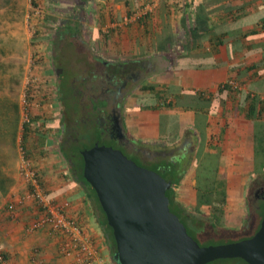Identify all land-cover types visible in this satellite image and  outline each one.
<instances>
[{"label":"crops","instance_id":"obj_1","mask_svg":"<svg viewBox=\"0 0 264 264\" xmlns=\"http://www.w3.org/2000/svg\"><path fill=\"white\" fill-rule=\"evenodd\" d=\"M32 1L44 19L34 37L30 25L35 28L38 20L27 18ZM0 39L12 49L7 57L0 54V62L8 64L0 72V97L7 107L0 120L10 130L8 140L0 141V254L5 264L69 261L57 238L28 231L39 212L31 201L19 203L27 188L16 170L22 149L33 165L35 155L57 158L59 169L66 163L53 137L78 119L67 110L80 104L77 88L87 91L85 106L108 83L107 96L118 106L130 143L156 154V162L166 160L186 171L175 186L181 188L182 201L193 199L192 191L198 199L197 171H255L258 161L264 166V115L250 112L254 104L264 107V0H0ZM41 73L53 80L50 93L27 84ZM123 80L126 88L116 98L115 86ZM19 89L18 105L14 95ZM35 93L37 104L32 105ZM49 165H44L45 175L61 173L71 182L69 171ZM43 188L51 194L49 186ZM80 188L69 190L67 214L89 227L85 219H94ZM243 188L228 184L226 207H236L233 190L241 193L239 203L245 199ZM89 228L107 253L100 231Z\"/></svg>","mask_w":264,"mask_h":264},{"label":"water","instance_id":"obj_2","mask_svg":"<svg viewBox=\"0 0 264 264\" xmlns=\"http://www.w3.org/2000/svg\"><path fill=\"white\" fill-rule=\"evenodd\" d=\"M83 176L113 230L117 264H210L240 258L264 264V217L251 239L202 247L171 211V183L120 149L96 143L84 150Z\"/></svg>","mask_w":264,"mask_h":264},{"label":"rangeland","instance_id":"obj_3","mask_svg":"<svg viewBox=\"0 0 264 264\" xmlns=\"http://www.w3.org/2000/svg\"><path fill=\"white\" fill-rule=\"evenodd\" d=\"M42 20H44V19L39 18L38 21H35L37 23V25L35 26V29L38 30V25ZM30 34L32 35V37L36 36V33L33 34L32 30H30ZM0 43H2L4 45L3 48L0 47V54L3 57L4 56L7 57L8 51H11L12 49H11V47L8 46L9 43L6 39H0ZM35 50L37 51V49H35ZM38 50H40V49H38ZM32 51H33V47H32ZM69 51H71V50L65 49L64 53H67ZM67 60H69V59L65 58V61H67ZM32 64H33V68L38 67V64H36V62H35V64L32 62ZM7 66H8V64L6 62H4V61L0 62V72H3ZM44 66H45V63H44ZM44 66H43L42 73H46L44 71L45 70ZM38 69L39 68H37V70ZM42 73L37 75L38 78H37V81L35 82L36 85H34L35 89H36V91H40V87H41V91H43V92L45 91V93H50L52 90L51 83L53 84V80L47 81L46 80L47 78ZM81 81L82 80H80V82ZM21 84H22V81H20V86H21ZM79 87H80V85H79ZM20 89L17 91V94L14 95V101L18 105L20 103L19 100L21 98L20 97L21 96V90ZM63 91L67 92L66 89H63ZM77 91H78V94H77ZM38 94L39 93H35L31 96V104L32 105L37 104V102H34V100L36 99ZM51 95H54L53 92L51 93ZM76 95H77L79 103H80L79 106L74 108L73 105L72 106L68 105L69 107H67V110L69 112L73 113L74 115H76V117L78 118V124L73 125V128L76 130H78V128L79 129L81 128L80 131H82V134L84 136H86V134H89L90 137H92V136H94L93 132L90 131L89 128L85 127V125L83 124L84 119H85L87 114H86V112H84L85 110H83V108L85 109V107H82L84 105V103H82V102H85L87 100V91L84 88H77L76 89ZM95 95L99 96V89L95 90ZM27 102L29 103L30 101L27 100ZM95 107L97 108L98 106H95ZM4 108L7 109L6 101L4 100V98L0 97V118L2 116V113H4V110H5ZM25 112H26V114H28L27 111H25ZM40 113H42L43 115L46 116V114L44 112H40ZM27 119H29V118H27ZM88 121H89V119H88ZM88 121H86V123ZM91 121L88 122V123H90V125L92 123ZM8 125H9V123L6 120H2V119L0 120V141H3L4 139L8 140L9 131H10L9 129H7ZM82 126H84V127H82ZM31 131L34 132L36 130H34V128H33V129H31ZM263 135H264V130H263ZM59 137H60L59 132L56 133L53 137L54 141H55V145L57 147H58V143H60ZM95 140L96 139L94 138L91 141L95 142ZM132 143L136 144L135 141H132ZM104 144L105 145H113L109 142H105ZM86 145H90V144H86ZM84 147H85L84 145L81 146V148H84ZM142 148L140 149L137 146L134 147L132 144H129L128 147L126 148V151H124V153L131 160H135V158H136L140 162V164L142 162H148V163L152 164L156 160L155 159L156 154L150 152L147 149L144 150ZM8 149L11 153L14 152V150L11 149V146H8ZM138 149L140 151H138ZM52 158H54V159H52ZM50 159H52V160H50ZM50 159L48 160V159H45V157H42V156L37 157V155H35L34 157H32L34 165H33V163L30 162L31 167H32V169H34L40 173L43 183L46 184V186L50 187V190H48L51 193L50 196L54 197V195H52V193H54L55 196L58 197V200H59L58 202L66 207L65 210L67 213V210H69L72 207L71 204L70 205L66 204L67 203L66 201L70 197V194H69L70 191L69 190L71 188L64 181V178H63L61 173L57 174V176H50V177H49V175L48 176L45 175L46 170H45L44 165H46V163H49L50 164L49 166L52 165V170L55 169L56 171H61L62 169L69 171L68 170L69 165H68V163L63 164V162H62L63 166L61 167V169H59V168H56L54 165L55 161H58L57 163L59 164V160H56L57 158H55V157H51ZM19 165H20L19 170L17 169L16 171H19V174L21 176V172H20L21 171L20 170L21 164H19ZM258 169H260V170H258ZM256 170H258V171H256ZM200 172L201 171H197L196 174H198ZM220 175H223V176L225 175L226 187H228V184H229V187L230 186L231 187L234 186L235 188H238V186L244 187L243 188L244 190L242 191V194H243L242 196H244L245 199L241 203H239L241 193L237 192L236 190L232 191L233 202H234L233 204L235 205V203H236V207L233 208L234 206L232 207L231 205L229 207H226V204H225L224 209L227 210L226 215H225L226 218H224L223 221L221 222L222 223L221 227H223L225 229L233 230V231H235V235H239L238 233L241 232V229H243L245 226L248 225V221L252 217L256 216L254 212L256 210L255 206L258 204H255L253 201V193H254L256 187L258 186L257 184L260 183L261 185H264V166L262 168L261 162L258 161V162H256L255 171H224V174H220ZM69 177L72 181L71 175ZM21 178H22V176H21ZM48 181H49V183H48ZM20 182H21V180H20ZM61 183H63V184H61ZM26 188H27V186H26ZM188 195L192 196L193 199L187 198V201L186 200L185 201L180 200L181 196H183L181 194V188L176 187V200L178 199L177 202L179 203L180 207L182 208V211H180L181 214H183V215L185 214L184 216H187L188 219H189L188 213L191 214L192 219L194 216L197 219L198 224L200 225V226H195V225H189L188 224V226L191 230L192 237L197 240L199 245L202 247H207V246H217V245H223V244L231 243L233 240L232 235L225 234V233L220 232L221 230L216 231V230L211 228V226L209 224V219H211V216H212V209L209 206H199L198 199H196V196H195V191H192L191 193L188 192ZM24 196H25V194L22 197H24ZM33 204L36 206V204L34 202H33ZM175 212H177L178 215L180 216V213L178 210L175 209ZM73 218H75V217H73ZM85 220H86V223L89 224V227H92V226L97 227V225L94 223V221L92 222V221H87V219H85ZM89 227L86 226V229H88L87 231L90 234V232H89L90 228ZM217 229H221V228L219 227ZM30 233H33V232H30ZM91 237L94 240V244L97 245L96 242L98 240L96 241V238L93 237L92 235H91ZM100 249L101 248H99V250ZM102 253L105 256V258L108 259L109 264H111V262H110L111 255H108V253H105V252H102Z\"/></svg>","mask_w":264,"mask_h":264},{"label":"trees","instance_id":"obj_4","mask_svg":"<svg viewBox=\"0 0 264 264\" xmlns=\"http://www.w3.org/2000/svg\"><path fill=\"white\" fill-rule=\"evenodd\" d=\"M146 90L150 91L153 90V88L148 87L146 88ZM256 106L257 104L256 105L254 104L251 107L250 112L253 115L257 114V116H261L262 114L264 115V107L262 105H259L258 107ZM93 135L94 136L90 138L92 139L95 138L96 142L101 139L100 133L94 131ZM96 142H92V143L90 142L88 143L90 145H84L85 146L84 148H81V146L75 147L71 151L62 150L61 146H59V150H60L59 153L63 156V159L69 165L68 170L70 172L72 181L68 185L70 186V188L75 186L81 187L80 195L85 199V202L88 203V211L91 215V218L94 219V223L97 225V229L100 231L102 235L103 243L107 248L108 255H111L110 262L111 264H117V262L114 261L113 258L114 254L117 251L113 230L108 224L107 217L100 205L95 190L89 185V183L85 180L83 176L84 159L82 157L81 151L84 149L88 150L93 148ZM59 144L60 143H58V145ZM262 144L263 142H261V145ZM101 145H104L103 142H101ZM136 160L137 159L135 158V160L133 161L136 162L139 166L157 172L166 181L171 183V189L166 193L168 199L170 200V209L180 218L181 222L186 226L189 235L192 236L188 224L195 226H200V225L198 224L197 219L194 216L192 219L191 214L188 213L189 219L187 218V216H184L185 214L184 215L181 214L180 211H182V208L180 207L179 203L176 201L175 186L182 181L186 171H178L177 168H175V166L172 165V163L166 160H160L159 162L152 164L148 162H142L140 164V162ZM70 162L73 164L72 166H70ZM218 173L219 171H201L200 173L196 174V181H197L196 189L198 194L199 206H209L212 209V216L211 219H209V224L211 228L216 231L221 230L220 232L222 233L232 235L233 240L231 243L251 239L252 237L255 236V234L259 231L261 227V222L264 217V210L262 211V213L252 217L248 221V225L245 226L243 229H241V232L238 233L239 235H235V231L233 230L225 229L221 227L222 226L221 222L223 221L224 218H226L225 217L226 209H224V206L226 204L227 193H226L225 175L223 176ZM175 209L179 211L180 216L178 215L177 212H175ZM219 227L221 229H217ZM210 264H247V263L240 258H236V259H228V260H219L212 262Z\"/></svg>","mask_w":264,"mask_h":264},{"label":"built area","instance_id":"obj_5","mask_svg":"<svg viewBox=\"0 0 264 264\" xmlns=\"http://www.w3.org/2000/svg\"><path fill=\"white\" fill-rule=\"evenodd\" d=\"M30 13L28 20L33 22L42 18V9L30 2ZM32 33L36 29L30 25ZM37 79L32 77L28 80V85H33ZM230 84L235 85L231 82ZM21 176L27 186V193L19 203L32 201L38 208L37 219L27 227L30 232L46 231L51 236L57 238L60 243L62 257L69 261L63 264H109L102 251L94 244L91 235L85 228L83 222L78 218L68 216L65 206L60 204L55 197H51L45 192L41 183V175L32 169L30 161L26 158V152L21 150ZM15 205L10 207L14 210ZM6 258L0 254V264H5Z\"/></svg>","mask_w":264,"mask_h":264},{"label":"flooded vegetation","instance_id":"obj_6","mask_svg":"<svg viewBox=\"0 0 264 264\" xmlns=\"http://www.w3.org/2000/svg\"><path fill=\"white\" fill-rule=\"evenodd\" d=\"M107 85L100 86L99 96L94 95L92 97H89L88 102L85 104L86 107L84 105L82 106L85 107V109L83 108V110H85L84 112H86L87 114L83 124L85 125V127L89 128L90 131H98L101 134V139L97 142L95 141L96 143H99L101 145V142H103V144L105 142H109L113 145L106 146L120 149L124 153L128 145L132 143H130L121 127L120 117L116 111L118 106L114 107V102L112 101V99H110L109 96H107ZM124 87L126 88L125 80L119 82L118 85L115 86L116 91L114 92L116 94V98L123 91L122 88ZM95 106L98 107L96 108ZM87 118L89 119V121L92 120L91 125L90 123H88L89 121ZM85 120L88 122L86 123ZM77 122L78 119L75 123L73 122V125L78 124ZM80 129H74L71 125V122L68 121V127L65 128L63 133H61L60 135V144L62 150L71 151L75 147L93 142L91 141L90 135L86 134V136H84ZM83 151L84 150H82L81 153ZM72 165L73 164L70 162V166ZM257 185L258 186L253 193V201L255 204H258L255 206V215L262 213V211L264 210V185H261L260 183Z\"/></svg>","mask_w":264,"mask_h":264}]
</instances>
